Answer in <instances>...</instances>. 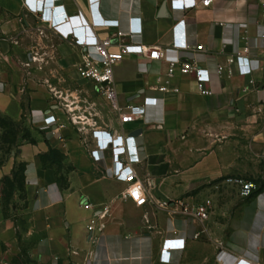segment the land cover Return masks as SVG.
<instances>
[{
  "label": "crops",
  "instance_id": "0c3cea01",
  "mask_svg": "<svg viewBox=\"0 0 264 264\" xmlns=\"http://www.w3.org/2000/svg\"><path fill=\"white\" fill-rule=\"evenodd\" d=\"M202 2L36 0L50 17L43 20L25 0H0V118L16 125L0 126V195L16 166H27L24 209L11 207L26 215L24 228L7 217L0 200V264H8L20 246L29 249V264H264V0ZM91 7L119 28L94 26L90 47L111 37L112 51L142 45L158 48L168 61L197 60L213 95L202 96L192 75L178 70L170 77L165 59L131 55L115 66L113 106L77 72L84 50L72 30L92 26ZM65 16L74 19L54 24ZM180 23L190 49L174 47ZM40 32L65 34L82 94L56 96L48 80L36 79L29 38ZM245 46L250 76L240 75L235 63ZM220 65L233 75L220 78ZM147 105L151 123L119 111ZM80 115L88 124L78 122ZM21 126L34 143L22 138ZM130 137L141 160L133 165L145 184L141 202L128 198V185L112 174L111 150ZM51 151L61 161L55 155L42 159ZM229 178L258 183L260 191L244 198ZM179 199L192 205L211 200L210 219L174 216L159 207ZM94 218L105 225L102 233L89 232Z\"/></svg>",
  "mask_w": 264,
  "mask_h": 264
},
{
  "label": "built area",
  "instance_id": "2783aa9c",
  "mask_svg": "<svg viewBox=\"0 0 264 264\" xmlns=\"http://www.w3.org/2000/svg\"><path fill=\"white\" fill-rule=\"evenodd\" d=\"M214 0H203L202 5L204 7H210ZM41 5V4H40ZM40 5H37L36 0H30L29 10L37 13L40 10ZM262 10L264 12V3L262 4ZM96 26L79 27L72 30L73 41L76 46L82 48L83 59L77 66V72L81 79L92 82L96 85L98 92L108 100L113 106L117 107L118 93L115 87V66L122 62L127 56L138 55L146 56L151 61H156L160 59L167 60V56L161 52L158 48H145L142 45H121L119 50L112 51L113 43L111 37L104 39H99L98 42L90 47L89 45V31L94 28H119L117 22L106 21L100 18L96 12ZM50 19L49 16H46ZM71 21L74 17L67 18L61 17L56 18L54 24L65 23L66 21ZM58 27V26H56ZM177 42L174 47L177 49H190V45L187 42V31L183 28L182 23L178 24L175 28ZM124 34L119 32L118 37H122ZM197 52L204 51L203 46H198L195 48ZM250 49L245 46L242 50L238 51L235 56V63L237 64L238 73L242 76H250L252 74V67L250 64V59L248 54ZM169 70L168 74L173 77L176 72L182 75L188 76L192 75L197 83L198 92L202 96H212L213 93L207 88V79L204 69L200 66L197 60L191 62H182L180 59H174L168 61ZM217 74L220 78H224L225 75L231 77L233 72L229 70L226 74V69L224 66L220 65L218 67ZM161 92H168L167 87H161ZM2 92V84L0 83V93ZM149 105L143 107H129L127 110L119 109L121 116L123 118L131 117L138 118L142 117L144 123H151L153 119L148 114ZM53 121L55 119L53 118ZM53 121L51 119H46L44 123L51 124ZM75 121V119H73ZM77 122V120L75 121ZM51 134V133H50ZM52 136L55 133L51 134ZM135 139L130 137L124 141V146H115L111 150V159L113 162V178L119 182H124L128 185V189L125 195L133 200L134 202H141L144 199L145 184L140 178L138 173L133 169V165L140 163V156L138 154V149L135 144ZM227 183L237 186L239 188L240 194L244 198H250L258 190V186L253 182H248L240 178H229ZM219 186V185H217ZM2 195H0V200ZM159 207L168 210L172 215L182 216V217H192L201 222H206L210 219L213 203L211 200H206L202 204L192 205L184 199H179L176 201H163L159 203ZM92 206L90 204H85V209L90 210ZM89 232H99L102 233L105 230V225H98L97 219L91 220L88 227Z\"/></svg>",
  "mask_w": 264,
  "mask_h": 264
},
{
  "label": "rangeland",
  "instance_id": "374dc122",
  "mask_svg": "<svg viewBox=\"0 0 264 264\" xmlns=\"http://www.w3.org/2000/svg\"><path fill=\"white\" fill-rule=\"evenodd\" d=\"M34 36L36 37L34 38ZM29 41L33 48L30 51V55L32 54L31 57L33 61L38 65L37 69H35L37 72L35 75L36 79L43 82L48 80V89L56 96H61L62 93H65V95L75 93L82 94L81 87L74 80V72H76V70L74 69L70 49L66 44L65 34H44L40 32L39 34L31 35ZM23 59L24 63L28 62L27 55L23 56ZM82 118V115L78 116V122H80V124H88V120H83ZM91 123L92 125L94 124L93 121H91ZM21 127L24 129V126ZM258 190H260L259 185ZM23 198L24 194L17 191L10 199L5 196H3L2 199V206L6 211L7 217L11 218V220L16 223V226H20V228H24L26 225V215L13 213L11 207L17 204L19 209H24L21 208L22 200H20ZM18 200L20 203H17ZM19 235L21 234L19 233ZM28 251L29 249L26 247L20 246L11 256L8 264H29L30 257Z\"/></svg>",
  "mask_w": 264,
  "mask_h": 264
},
{
  "label": "trees",
  "instance_id": "16d2710c",
  "mask_svg": "<svg viewBox=\"0 0 264 264\" xmlns=\"http://www.w3.org/2000/svg\"><path fill=\"white\" fill-rule=\"evenodd\" d=\"M0 126H4L6 128H9L11 126L14 127L16 125L14 123L8 121V120L0 118ZM20 128H21L20 131L22 133V138L24 140H26V141H29L30 143H34V140L32 139L30 131L28 129H26V128H24V129L22 127H20ZM12 136L14 137L12 142L14 144H17L18 143V137H17L16 133H13ZM54 155L56 156L58 161H61L62 157L56 151H51L48 156H43L42 159H47L49 157L51 158ZM26 169H27L26 164H19L18 166H16V168L14 169L12 178L11 179H7L6 182H5L7 191H6V193L3 196H5L6 198L10 199L11 196L17 191H19L22 194H24V192H25V184H26V177H25ZM58 183H59V185L61 187H63L65 185V182H64L63 179H59ZM259 191L260 190H257L255 194L259 193Z\"/></svg>",
  "mask_w": 264,
  "mask_h": 264
},
{
  "label": "clouds",
  "instance_id": "9594fccd",
  "mask_svg": "<svg viewBox=\"0 0 264 264\" xmlns=\"http://www.w3.org/2000/svg\"><path fill=\"white\" fill-rule=\"evenodd\" d=\"M89 2H90V4H91V2H92V0H89ZM29 3H30V0H25V4H26V6L29 8ZM92 8V7H91ZM41 10V9H40ZM42 12V14H43V20H45L47 17H46V14H44V12L43 11H41ZM91 16H92V23H93V25L94 26H96L95 24H96V15H95V12H94V10H93V8L91 9Z\"/></svg>",
  "mask_w": 264,
  "mask_h": 264
}]
</instances>
